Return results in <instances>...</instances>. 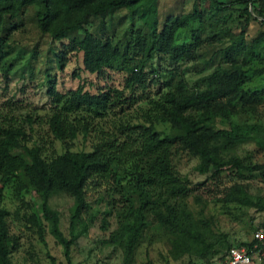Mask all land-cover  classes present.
<instances>
[{
	"label": "trees",
	"instance_id": "1",
	"mask_svg": "<svg viewBox=\"0 0 264 264\" xmlns=\"http://www.w3.org/2000/svg\"><path fill=\"white\" fill-rule=\"evenodd\" d=\"M233 2L246 4L238 14L244 18L235 26H223L227 15L219 12L226 3L220 0H210L208 11L194 2L190 11L167 16L160 26L159 0H0V72L5 77L21 52L16 50L15 34L26 29L28 18L51 39L43 71L49 97L45 108L22 110L10 100L0 104V264H12L11 253L19 245V236L9 229L12 212L3 203L5 188H12L24 205V193L38 195L39 201L31 197L38 204L25 214L26 221L42 225V218L48 219L68 262L77 222L90 207L87 190L94 187L104 188L112 209L133 220L128 224L132 240L152 216L175 240H186L190 246L197 242L196 226L183 200L191 180L176 168L175 156H197L199 173L218 174L227 164L241 167L239 157L225 158L223 146L245 140L255 127L234 120L229 128L215 123L218 117L231 121L238 110L253 109L252 96L241 84L245 66L264 36L261 32L245 38L251 20L264 25V0ZM116 14L132 23L127 39L115 37ZM135 17L141 21L137 28ZM205 18L217 27L210 38L229 37L206 86L192 89L184 77V63L196 59L204 44ZM184 28H190V38L179 40ZM36 53L34 47L27 61ZM138 53L141 56L134 58ZM72 59L77 64L72 75L79 82L61 91L57 74ZM203 60L207 66L213 56ZM147 68L158 77L149 78ZM152 80L158 85L155 92L150 89ZM80 134L90 138L89 149H72ZM59 192L74 199L70 237L59 227V212L49 205V198ZM19 211L20 206L17 215ZM87 227L83 223L81 229ZM243 244L251 245V238L228 248Z\"/></svg>",
	"mask_w": 264,
	"mask_h": 264
},
{
	"label": "rangeland",
	"instance_id": "2",
	"mask_svg": "<svg viewBox=\"0 0 264 264\" xmlns=\"http://www.w3.org/2000/svg\"><path fill=\"white\" fill-rule=\"evenodd\" d=\"M226 6L219 13H226L227 20L223 26H235L244 17L238 16L239 11L246 4L233 0H220ZM255 3L260 0H254ZM199 4L201 10L208 11L210 0H159V25L167 16L181 14L192 9L193 3ZM28 17L33 13V7L28 9ZM228 14H231L228 16ZM114 18L115 37L118 40L128 38L129 27L132 24L126 17ZM134 28L139 27L141 21L135 17ZM26 29L15 34L16 50L21 52L14 60V65L5 77L0 72V104L6 100L13 101L14 106H21L22 110L41 107L45 108L49 97L46 95L44 69L50 55L51 42L49 33L41 32L35 20L27 19ZM217 27L210 23L209 18L203 21L201 37L205 38L196 59L184 63L186 66L184 77L190 88H204L208 74L219 62L220 48L226 44L229 35L223 40L210 38ZM236 30V29H235ZM261 32L264 25L251 20L246 28L245 38L251 40ZM190 28L181 29L177 38H190ZM211 40V41H210ZM37 53L30 62L28 58L33 48ZM14 50V54L16 53ZM48 52V53H47ZM47 53V54H46ZM141 55H135L139 58ZM213 56V60L206 66L203 59ZM74 59L65 69L57 74L58 86L61 91L78 84L79 80L72 75L76 66ZM206 68H203L205 67ZM149 72L148 77H158ZM246 74L241 87L252 96L253 109L238 110L231 121L223 117L215 119L220 127L229 128L232 120L253 124L255 127L247 133L245 140L234 146L224 145L222 153L225 158L237 156L242 166L227 164L220 173H199L195 167L199 163L197 156L181 152L175 156L176 168L181 174L191 180V187L183 200L191 213L196 226L197 242L191 246L185 241L175 240L164 226L152 216L148 217L146 226L132 240V231L128 224H134L132 219L124 218L120 209L108 203L110 196L104 188H89L86 193L90 207L81 215L77 222L76 239L71 245L70 262L64 255V247L58 242L51 231L50 221L42 218V225H32L26 221L25 214H29L39 201L34 192L24 193L27 202L22 204L12 188H5L4 205L11 210L8 216L11 233L19 236V245L11 253L12 264H219L217 257L223 256L227 248L237 245L251 238L253 228L264 219V36L258 49L250 57L245 66ZM261 70V71H259ZM118 79V77L116 76ZM120 80H116L118 84ZM150 89L155 92L158 85L151 81ZM102 84H105L103 81ZM47 108V107H46ZM45 111L44 109L40 112ZM58 150L61 145L57 142ZM90 138L83 139L80 134L74 141L72 149H89ZM74 199L63 192L53 194L49 198L51 208L59 212V227L65 236L70 237L69 221ZM20 206L18 215L17 207ZM24 215V216H23ZM106 222L103 227V222ZM83 223H88L86 230L81 229ZM244 245V244H243ZM54 258V261L52 260ZM255 264H262L263 259H256Z\"/></svg>",
	"mask_w": 264,
	"mask_h": 264
},
{
	"label": "built area",
	"instance_id": "3",
	"mask_svg": "<svg viewBox=\"0 0 264 264\" xmlns=\"http://www.w3.org/2000/svg\"><path fill=\"white\" fill-rule=\"evenodd\" d=\"M264 257V222H262L251 236V245L232 246L226 254L217 257L219 264H254L255 259Z\"/></svg>",
	"mask_w": 264,
	"mask_h": 264
},
{
	"label": "crops",
	"instance_id": "4",
	"mask_svg": "<svg viewBox=\"0 0 264 264\" xmlns=\"http://www.w3.org/2000/svg\"><path fill=\"white\" fill-rule=\"evenodd\" d=\"M255 261H256V259H255ZM255 261H254V264L256 263ZM260 261H261V260H260Z\"/></svg>",
	"mask_w": 264,
	"mask_h": 264
}]
</instances>
